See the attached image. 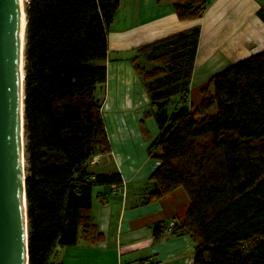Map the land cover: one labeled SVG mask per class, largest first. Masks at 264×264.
<instances>
[{"label": "trees", "instance_id": "trees-1", "mask_svg": "<svg viewBox=\"0 0 264 264\" xmlns=\"http://www.w3.org/2000/svg\"><path fill=\"white\" fill-rule=\"evenodd\" d=\"M210 1L172 0V7L179 21H191ZM119 2L25 4L28 264H48L57 246L103 239L92 215L93 188L120 185L122 177L89 163L110 152L97 93L107 81L108 30ZM259 14L264 20V7ZM198 37V28L178 32L132 59L159 129L149 148L160 164L147 202L186 192L189 208L175 230L193 239V264H264V50L214 75L192 107ZM174 97L179 105L170 110ZM161 228L152 229L155 237Z\"/></svg>", "mask_w": 264, "mask_h": 264}, {"label": "crops", "instance_id": "crops-1", "mask_svg": "<svg viewBox=\"0 0 264 264\" xmlns=\"http://www.w3.org/2000/svg\"><path fill=\"white\" fill-rule=\"evenodd\" d=\"M263 5L264 0H211L200 19L179 21L172 0H120L108 30L107 81L97 93L110 152L93 157L89 164L99 173L118 172L126 196L113 184L94 187L92 215L102 241L57 246L48 264H193V239L175 230L189 208L186 192L179 188L147 202L154 189L149 178L160 164L149 148L159 129L132 59L146 44L198 28L189 85L190 97L195 98L190 106L197 107L214 75L264 50V20L259 14ZM122 74L131 76L138 93H108L110 82L116 83ZM156 226L162 227L157 237L152 231Z\"/></svg>", "mask_w": 264, "mask_h": 264}, {"label": "water", "instance_id": "water-1", "mask_svg": "<svg viewBox=\"0 0 264 264\" xmlns=\"http://www.w3.org/2000/svg\"><path fill=\"white\" fill-rule=\"evenodd\" d=\"M25 28V11L22 18L19 0H0V264H28L29 261L25 192Z\"/></svg>", "mask_w": 264, "mask_h": 264}, {"label": "rangeland", "instance_id": "rangeland-1", "mask_svg": "<svg viewBox=\"0 0 264 264\" xmlns=\"http://www.w3.org/2000/svg\"><path fill=\"white\" fill-rule=\"evenodd\" d=\"M25 1V4H26V2L28 1V0H24ZM264 7V5L262 6V8ZM262 8H261V10H262ZM260 10V11H261ZM250 53H252V52H250ZM137 56V54H135V56H134V58ZM145 60V59H144ZM154 66V64L153 63H146L145 64V67L146 68H148V69H150V68H152ZM140 78V77H139ZM139 80V82H141L142 80H141V78L140 79H138ZM209 83V82H208ZM208 83H207V85H208ZM141 84V83H140ZM142 84H143V82H142ZM189 88H190V86H189ZM108 90V89H107ZM209 93H210V95H212V88H209ZM108 93H138V89H137V87L136 86H134V84H133V82H132V80H131V76L130 75H128V74H122V76L120 77V75H119V77L117 78V81H116V83L115 82H110V89H109V92ZM189 93H190V90H189ZM98 96V95H97ZM111 99H112V97H113V95L112 96H109ZM190 100H191V102L192 101H194L195 100V98L193 97H190V99H189V104H190ZM179 105V101H178V97H174V98H172L170 101H169V109L170 110H173V109H175L177 106Z\"/></svg>", "mask_w": 264, "mask_h": 264}, {"label": "built area", "instance_id": "built-area-1", "mask_svg": "<svg viewBox=\"0 0 264 264\" xmlns=\"http://www.w3.org/2000/svg\"><path fill=\"white\" fill-rule=\"evenodd\" d=\"M116 192L124 198L126 196V184L123 182L116 185Z\"/></svg>", "mask_w": 264, "mask_h": 264}, {"label": "bare ground", "instance_id": "bare-ground-1", "mask_svg": "<svg viewBox=\"0 0 264 264\" xmlns=\"http://www.w3.org/2000/svg\"><path fill=\"white\" fill-rule=\"evenodd\" d=\"M19 5H20V9L22 10V18H24L25 1L24 0H19ZM20 38H21L22 43H23V32L20 35ZM22 77H23V71H22Z\"/></svg>", "mask_w": 264, "mask_h": 264}]
</instances>
